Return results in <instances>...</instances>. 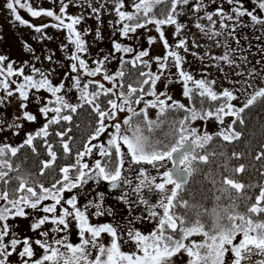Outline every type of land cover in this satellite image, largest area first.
<instances>
[{
    "label": "snow or ice",
    "instance_id": "obj_1",
    "mask_svg": "<svg viewBox=\"0 0 264 264\" xmlns=\"http://www.w3.org/2000/svg\"><path fill=\"white\" fill-rule=\"evenodd\" d=\"M228 2L234 3L235 0H228ZM169 3L170 7L167 12H161L160 14L163 18H158L154 11L156 6ZM188 4L189 0H133V11L128 12L123 10L125 8L124 0H116L114 10L119 21L122 22L120 31L123 36L127 37L129 33H134L137 29L144 28L148 24H155L156 31L159 33L160 39L167 50L163 58H155L159 74H154L151 71H141L140 76L144 77V79L138 81L139 86L128 84L127 92H125L123 91L125 86L122 82V78L125 75L124 71L120 70L114 75H108L106 70H104V63L108 57L95 61L94 63L97 65L95 68H89L86 61L81 58L80 53L87 51L85 41L81 38V33L76 30V25L81 22V17L65 16L68 4L64 3V0H60L59 14L52 10L35 9L26 0L25 2H22V0H6V8L12 13L15 21H18L21 25H26L30 28L34 27L21 17L17 11V7L25 9L32 17H51L57 22L51 25L52 27L67 29L68 40L75 45V52L69 57L70 60L74 61L71 64V71L73 73L82 72L83 75L88 77H96L103 74V80L108 81L112 87L106 88L103 83L93 80H89L81 86L79 76L72 78L73 87L80 93V100L91 106L98 117L97 127L84 145V151L77 154L76 164L79 165V168L77 169L78 174L74 178L69 175L71 169L64 167L61 169L63 180L54 183L52 188H45L43 184H40L39 191H37L30 185L28 178L17 176L15 177L18 180L16 188L11 190L7 187L0 189V201L5 202L4 206L0 207V222H3L0 224V264H10L9 257L13 253H16L18 245H22V250L17 254L23 261V264H174L173 258L181 252L186 253L189 257L188 264H225V257L229 252L232 254L231 264H264V187L260 189L254 202L248 205L243 212L238 211L239 205L235 199H232L231 205L223 208L222 213L213 209L212 216L214 218L210 225H206L200 218L203 213L197 212L195 214L196 218L191 220L186 215H181L176 211L178 207L185 209L190 207L188 201L179 198V193L193 174V162L197 160L204 163L208 162V156L198 155L196 149H203L213 138L207 133L203 135L198 134L197 129L190 127V122L198 119L206 121L214 117L219 123L223 124L225 116H234L236 120L243 123L240 114L246 108L256 103L257 100H264V88H262L256 90L247 99L243 107L235 108L231 101L237 99V97L232 91L225 89L222 93L218 94L213 91L211 85L205 80L194 81L196 89L199 90L197 94L211 101L224 99V103L217 106L214 111L211 109L197 110L194 106L188 108L177 101H172L169 104L168 101L172 100L171 96H168L167 93H160L159 95L156 93V83L161 79V75L167 68V61L171 57L179 76L185 84L184 95L189 100L193 98V89L188 87V82L193 81V77L183 71L182 57L177 51L171 50V46L168 44L162 31V26L164 25H175V34L179 35L181 33L183 25L178 22L177 17L180 13L177 12V8L178 6ZM258 6L260 10L264 11V0H258ZM202 7L203 0H197L192 10L199 12L202 10ZM233 11L237 17L248 15L251 16L253 22L264 25V19H259L251 12L241 11L240 9H233ZM93 12L98 14L99 10L94 8ZM213 15L220 16L222 20L233 19L231 16H226L222 9H218L215 13H206L204 18L212 21L213 25L215 24ZM65 19L70 21V23H65ZM125 21L127 23H123ZM43 27H47V25L35 27L34 30L39 33L43 31ZM196 27L201 31H205L204 26L199 23L196 24ZM221 27L226 28L228 26L222 23ZM212 34L219 35L220 33L213 31ZM154 42V38L150 37L149 44ZM113 46L117 52L129 53L132 51L131 48L122 47L119 43H114ZM176 48L187 51V41L184 39L179 40ZM148 55L147 51L140 52L133 61L122 60V64L132 63L135 67L137 61H142V58ZM6 59V57L0 56V89L5 92L7 97H12L15 93H18L22 101H28L31 90H35L36 92L43 90L55 98L54 101H46L39 109L45 118H48L49 113H53L54 115L48 118V123L40 131L36 132L35 136L28 135L25 144L32 146L33 140L36 137L46 138L49 135L48 127L50 125L58 124L61 120L71 122V114L76 113L77 109L82 107L83 104L73 105L69 103L64 95H60L64 90V84L54 85L47 74L35 67H33L32 72L39 75V79H36L34 75H24L23 68L16 70L13 68L12 63H9L6 68L3 67ZM48 59L51 60V57H48ZM214 59L223 60L229 64L232 63L227 54ZM143 63L144 67H151L147 62ZM13 76L23 77L22 83L12 81L15 84V92L11 89L8 81V78ZM118 79L121 81L119 85L117 84ZM93 83H95L96 88L93 91H89V86ZM144 85L149 86L147 91H145ZM117 87L120 89L119 92L114 91ZM109 95L116 97V99H108L107 104L110 107L102 109L100 103L97 101L101 96ZM145 95L153 96L155 99L144 101L145 107L137 112L133 105H139ZM161 96H165L166 99H161ZM37 102H40V98H37ZM2 103L3 98H0V104ZM22 107H27V105L23 104ZM148 108H158L159 115H164L169 110H183L186 113L182 119L171 123L172 131L170 134L173 136L171 143H164L159 139H153L150 135L161 127L163 121L159 119L156 121L149 120L147 115ZM66 111L69 114H64ZM121 112H127L130 115L123 119L122 123H106V121L115 120L118 113ZM138 116H143V120L134 123L133 118ZM23 118L27 121H35L37 119L35 115L27 111L23 113ZM236 120H233V125L236 123ZM12 126L19 127L16 124L10 125V127ZM122 126H124L123 132ZM109 127L113 128L114 132L110 134V139L107 142L108 147L92 145L91 142L97 140ZM127 132H131V135L125 134ZM65 134L62 132L56 133L57 136L61 137ZM218 135L228 142L240 137V133L236 132L232 125L221 130ZM122 145L126 146L127 153L135 164H150L155 168L163 167V162L165 161H170L172 164L171 168L161 174L160 183H155V178L146 176L143 169L140 171V175L144 179L140 181V185L137 186L136 191L139 192L143 187H147L149 191H152V187L154 186L161 196L159 204L149 205V209L158 207L163 211L162 214H159L156 211L150 210L149 215L154 218L159 216V220L157 229L149 235L129 229L127 238L135 243V252L129 253L121 250L120 241L124 237L118 234L116 227L111 224H91L86 211L77 207L75 197L66 201L71 206V211L65 208L62 214L58 216L53 215L50 217L46 215L33 223L31 228L35 231L50 221L55 225L63 226V228L57 227L54 231H62L69 226L67 218L73 217L79 225L82 240L80 245L73 246L71 243H65L66 238L54 239L51 244L48 243L47 239L43 241L36 240L35 244L44 253L37 259L32 247L33 242L29 238H24L23 240L12 238L6 242V237L10 234V226L6 223L8 219L16 217L27 218L26 208L39 210L44 213H56L57 206L61 204L62 193L64 191H71V189L78 187L81 183H86L85 176L89 179H103L108 181L113 188L118 187L121 179V169L124 165V153L121 151ZM93 147H99L100 155L104 157H111L113 155L111 149H114L116 156L119 158L115 162V167L109 168L106 164L102 165L100 161H97L95 163L94 175L90 171H85L89 168V165L86 163L82 164L81 160L85 155L91 154ZM63 149L65 153L69 152V144L63 143ZM18 151L19 148L16 147L8 145L0 146V183L5 186L12 179L9 173L19 171V168H13L12 164L4 159V157L9 153L15 156ZM33 151H35L34 148ZM48 154L51 157V162H54L56 160V153L52 151L51 145L48 147ZM256 159H261V156H257ZM51 162H45L43 168H49ZM225 171H227V168H225ZM234 172H244V166L240 165L234 169ZM41 175H43V172H41ZM220 183L221 188L219 191L222 193H229L230 190H235L239 194L246 187L244 184L226 175L222 176ZM57 184L61 186L57 187ZM168 185L172 187L168 188ZM216 199L219 200L220 197ZM45 200H52L54 203L49 206L40 207ZM141 202L148 205V201L143 198H141ZM92 207L96 209L92 213L93 215L99 217L105 214L100 204H93ZM225 221L227 222L225 223ZM104 233L111 237V242L108 246L98 243L101 234ZM86 234L91 238H87ZM40 235L47 238L48 233L42 232ZM193 236H203L204 239L199 242L190 240ZM238 236L240 239L237 242ZM53 245H60L67 249V252H61L60 248ZM93 249L97 253L95 257H92ZM254 256L259 257V259L253 261Z\"/></svg>",
    "mask_w": 264,
    "mask_h": 264
},
{
    "label": "rangeland",
    "instance_id": "obj_2",
    "mask_svg": "<svg viewBox=\"0 0 264 264\" xmlns=\"http://www.w3.org/2000/svg\"><path fill=\"white\" fill-rule=\"evenodd\" d=\"M26 2L35 9L52 10L59 14L60 0H26ZM64 3L68 4L65 16L81 17V22L76 25V30L81 33V38L85 41L87 48L85 53H80L81 58L86 61L88 66H94L95 61L108 57L104 63V68L108 71L115 64L108 54L110 42L114 38L117 40L120 35L115 29L117 27V14L114 10L116 0H64ZM124 3V9L129 10V0H124ZM196 3L197 0H189L188 5L178 6L177 12L180 15L177 19L183 25L179 35L175 34V25H166L162 31L171 50L177 51L182 57L183 71L193 77V81L188 82V87L195 86L194 81L205 80L218 94L225 89L232 91L237 97L232 101L233 106L241 108L256 90L264 88V25L253 22L251 16L248 15L237 17L233 9L251 12L259 19H264V11L259 9L258 0H235L234 3H229L228 0H203L202 10L194 12L192 9ZM94 8L99 10L98 14L93 12ZM218 9H222L226 16H231L233 19L222 20L220 16L213 15L215 22L213 25L212 21L204 18L206 13H215ZM17 11L34 27L30 28L15 21L12 13L6 8V0H0V55L6 57L7 63H12L13 67L23 66L24 75L30 74L29 71L32 72L33 67L39 69L47 74L53 82H62L65 85L64 90L67 92L69 90L67 86L72 82V78L79 76L82 79L83 76L82 72L73 73L71 71V64L74 61L69 57L75 52V45L69 42L67 29L52 27L51 25L57 22L51 17H32L25 9L19 7H17ZM65 23H70V21L65 19ZM197 23L203 25L205 31L197 28ZM222 23L228 27L222 28ZM44 25L47 27H43L42 32L38 33L34 30L35 27ZM213 31L220 34L213 35ZM98 33L99 35H97ZM150 37L154 38V43L149 44ZM181 39L187 41V51L176 48ZM129 44L133 46L134 55L147 51L149 55L143 57L144 60L151 63L152 73L159 74L155 58H163L167 52L159 33L151 26L138 29L136 35L129 39ZM225 54L229 56L231 64L214 59ZM48 57H51V60ZM19 79L22 80L23 77L21 76ZM97 80L101 81L100 78ZM184 87L185 84L170 57L167 61V68L156 83L155 91L158 95L167 93L168 96H171L172 100L168 101L169 104L172 101L187 104ZM48 94L46 96L35 94L32 95L33 98L30 101L24 102L16 93L12 97H7L5 92L0 89V98H3V103L0 104V129H2L0 130V145L16 147L24 144L29 134L35 136V133L48 123V118H45L39 111ZM150 97L144 96L143 100H151L152 97ZM37 98H40L39 103ZM160 98L166 99L165 96ZM23 103L27 107H22ZM25 111L35 115L37 119L35 121L25 120L23 118ZM128 115L130 114L127 112L118 113L115 120L106 121V123H122V120ZM230 122L227 121L226 116L223 124L214 118L207 122H197L195 129L198 134H214L228 128ZM13 124L19 125V127H10ZM113 132L114 129L109 127L91 144L98 146L101 141L108 142L110 134ZM125 134L130 135L129 133ZM121 151L127 153L126 146L122 145ZM170 166V161H165L163 167L155 168L151 165V168L144 172L149 178H155V183H160L161 174ZM141 179L144 177L141 176ZM167 187L171 188L172 186L168 185ZM89 208L90 206L87 210ZM39 214L42 215L36 218L30 216L27 219L21 217L8 219L6 223L10 226V234L6 237V242L12 238L18 240L29 238L33 243L36 240L43 241L45 239L50 243L52 238L48 230L54 229L50 227V222H46L35 231L31 228L33 223L44 217L42 212ZM2 223L0 222V224ZM42 232L48 233L47 238L40 235ZM33 247L35 258H40L44 254L43 250L38 245ZM21 250L22 245H18L16 253L9 257L10 264H23L17 254ZM188 259L186 253L181 252L173 258V261L174 264H186ZM257 259L259 257H253V261ZM231 261L232 254L229 252L225 257V264H231Z\"/></svg>",
    "mask_w": 264,
    "mask_h": 264
},
{
    "label": "trees",
    "instance_id": "obj_3",
    "mask_svg": "<svg viewBox=\"0 0 264 264\" xmlns=\"http://www.w3.org/2000/svg\"><path fill=\"white\" fill-rule=\"evenodd\" d=\"M132 2L133 0H129V10H123L128 12L133 11ZM169 7L170 3L157 5L154 11L157 14L158 18H163V16L160 15L161 12H167ZM116 21L117 27L115 29L118 31V33H120V35L118 34L119 38L117 40L114 38L113 41L110 42L111 45L108 50V54L111 56L110 58L113 60V62H115V64L106 72L108 75H114L116 72L123 70L125 73L124 77L122 78V82L125 86L123 91L127 92L128 84H132L133 86L138 87V81L144 79V77L140 76L141 71L152 72V69L151 67H144L143 62H147L151 65V63L148 60H144V58L142 59V61H137L135 67L132 65V63L122 64V60L130 62L133 61L137 56L133 54V46L129 44V39L131 38V36L136 35L138 29L136 30V32L129 33V35L125 37L121 34L120 29L122 28V22L119 21L118 16ZM123 23H127V21ZM148 26H151L156 30L155 24H148L146 27ZM164 26H162V28ZM114 43H119L122 47L131 48L132 51L129 53L117 52L113 46ZM8 64L9 63H7V61L5 60L3 67L6 68ZM96 66L97 65L95 64L94 66H89V68H95ZM13 68L18 70L23 68V66ZM104 70L106 69L104 68ZM29 72L30 74H26L34 75L36 79L40 78L39 75L33 74L31 71ZM19 77L21 78V76H13L8 78L9 83L11 82V89L14 92L15 84L12 83V81H15L16 83H22L23 79L21 80L19 79ZM96 78H100L101 81L99 80V82H104L103 84L106 88L112 87V85L108 81L103 80V74L97 75L96 77H88L83 75L81 79V86H83V84L87 83L89 80L98 81ZM120 82L121 81L118 79L117 84L119 85ZM52 83L54 85L60 84L53 81ZM67 87L69 90L67 89V92L66 90H63L60 95L65 94V99L73 105L83 104V106L79 107L76 113L71 114V122L61 120L58 124L50 125L48 127L49 135L46 138L36 137L33 140L32 146H28L25 143L16 146V148H19V151L15 156H12L10 153L7 154L4 159L8 160L12 164L13 168L18 167L19 171L10 172L9 176L12 177V179L7 186L0 183V189H3L5 187H7L9 190L16 188L18 186V180H16L15 177L17 176H24L28 178L30 185L33 186L37 191H39L40 184H43L45 188H52V185L54 183L63 180V173L61 169L64 167H69L71 170H73H70L72 173L71 176L76 175V170L74 168L77 167V154L84 150V145L89 140L90 136L93 134L95 128L97 127L98 117L97 114L92 110L91 106L83 103L80 100V93L73 87V81L68 84ZM95 88V83H93L89 86V91H93L95 90ZM144 88L145 91H147L149 89V86L144 85ZM189 88L193 89L192 100H189V98L186 97L188 100L187 104L181 103L188 108L194 106L197 110L211 109L214 111L217 106L224 103L223 98L217 101H211L206 97H200L197 94L199 90L196 89V86H192ZM114 91L119 92V87L114 89ZM16 94L18 95V93ZM35 94L46 96L47 92L43 90H41L40 92L31 90L29 92L28 101H30L33 98L32 95ZM151 97V100L155 99V97ZM54 99L55 98L52 97L49 93L44 101H54ZM108 99H116V97L111 95L101 96L97 101L98 103H100L102 109H108L110 107L107 104ZM144 101L149 100H143L139 105H133L137 112L145 107ZM64 114L69 113L66 111ZM52 115L54 114L49 113L48 118H51ZM147 115L149 120L156 121L159 119L160 121H163L161 127L156 129L154 133L150 134L153 139H159L164 143H171L173 141V136L170 134L172 131L171 123L182 119L186 115V113L183 110H169L164 115H159L158 108H148ZM240 116L243 120V123H240L239 120H236L234 116H226L227 121H231L229 125H232L233 129L236 132L240 133L239 139H234L231 142H228L225 141L221 136H219L218 133L209 134L213 137L212 140L209 141L203 149H196V153L198 155L208 156V162L204 163L198 160L193 162L192 167L194 171L190 177V181L179 193V198L188 201L190 207L188 209L178 207L176 211L179 214L186 215L187 217H189V219L194 220L196 218L195 214L197 212L203 213L200 218L206 225H210L212 219L214 218L212 216L213 209H216L217 211L222 213L223 208L231 205L232 199H235L236 203L239 205L238 211L243 212L246 210L248 205L254 202L255 197L259 194L260 189L264 187V100H257L256 103L246 108L245 111L240 114ZM213 119L214 117L209 118L206 121L199 119L196 121H192L190 122V127L195 128V124L197 122H207ZM142 120L143 116L133 118L134 123ZM233 120H236V123L234 125L232 124ZM122 129L124 131V126H122ZM57 132L66 134L61 137L56 135ZM127 133L131 135V132ZM65 142L69 144L70 149V151L67 153H65L63 149V143ZM4 145L6 144H1L0 146ZM49 145H51L52 151L56 153V160L54 162H51V157L48 154ZM33 148L35 149V151H33ZM257 156H261V159H256ZM45 162H51V166L47 169L43 168V164ZM240 165L244 166V172H234V169L239 167ZM225 168H227V171H225ZM41 172H43V175H41ZM225 175L230 176L231 178L244 184L246 187L243 192L238 194L235 192V190H230L229 193H222L221 191H219V189L221 188V178ZM60 186L61 185L57 184V187ZM63 193L62 199L65 197ZM217 197H220V199L217 200ZM53 203L54 201L52 200H45L42 202L40 207L49 206ZM4 204V201H0V207L4 206ZM25 210L28 214L27 218L30 216L36 218L37 216L40 217L42 215L39 214L42 212L39 210H34L31 208H26ZM205 210H207V212H205ZM57 212L58 206L56 209V213ZM42 213L44 216L49 214L44 212ZM226 222L227 221H225V223ZM203 239V236H193L190 238V240H195L197 242L202 241ZM238 239H240L239 236L237 237V240ZM186 243H188V241H186ZM33 246H36L35 243L32 244V247ZM187 258L189 257L187 256ZM186 264H188V261L186 262Z\"/></svg>",
    "mask_w": 264,
    "mask_h": 264
},
{
    "label": "flooded vegetation",
    "instance_id": "obj_4",
    "mask_svg": "<svg viewBox=\"0 0 264 264\" xmlns=\"http://www.w3.org/2000/svg\"><path fill=\"white\" fill-rule=\"evenodd\" d=\"M99 145L108 147L107 142H102ZM98 145V146H99ZM84 151V150H83ZM82 151V152H83ZM113 155L111 157H104L100 155L99 147H93L91 154L85 155L81 163H86L89 168L85 171H90L94 173L95 163L100 161L102 165H107L109 168L115 167V162L119 159L115 150H112ZM124 153V152H123ZM124 165L121 169V179L119 181V186L113 188L111 184L103 179H89L87 176L84 179L86 183L79 184L78 187L71 189V191H64L65 196L61 200V204L58 205V212L55 214H48L47 216L60 215L63 209L67 208L71 211V206L66 203L68 199L72 197L76 198L77 207L81 210L86 211L89 216V222L93 225L100 224H111L117 228L118 234L124 237L121 243V250L124 252H135L136 245L134 242L127 238V232L129 229L134 231H140L144 235H149L151 232L155 231L158 227L159 216L151 217L149 215L150 210L156 211L162 214V209L158 207H153L149 209V205H158L160 200V193L152 187V191H149L147 187H143L139 192L136 191L137 186L140 185L141 169L148 170L151 168L150 164H135L131 160V156L128 153H124ZM79 165L75 167L76 175ZM73 171V170H71ZM71 171L69 175L71 176ZM71 176V177H75ZM141 198L148 201V205L141 202ZM93 204H100L101 209L104 211V215L95 216L92 213L96 211L92 207ZM87 206V207H86ZM90 208L87 210V208ZM69 226L67 229L62 231H54L55 227L63 228V226H58L50 221V227L54 229L48 230L51 236L50 244L54 239H65V243H71L73 246L80 245L82 243L80 237V229L77 221L73 217H68ZM87 238H91L86 234ZM111 237L108 234H101L98 243H102L105 246L110 245ZM54 247L60 248L61 252H67V249L60 245H53ZM95 249L92 250V257L96 255ZM21 264V263H20Z\"/></svg>",
    "mask_w": 264,
    "mask_h": 264
},
{
    "label": "water",
    "instance_id": "obj_5",
    "mask_svg": "<svg viewBox=\"0 0 264 264\" xmlns=\"http://www.w3.org/2000/svg\"><path fill=\"white\" fill-rule=\"evenodd\" d=\"M170 165H171V166H170V168H171V167H172V164H171V162H170ZM189 181H190V178H189ZM189 181H188V183H189ZM188 183H187V184H188ZM187 184H186V185H187Z\"/></svg>",
    "mask_w": 264,
    "mask_h": 264
}]
</instances>
